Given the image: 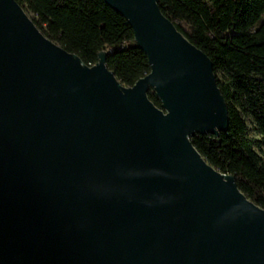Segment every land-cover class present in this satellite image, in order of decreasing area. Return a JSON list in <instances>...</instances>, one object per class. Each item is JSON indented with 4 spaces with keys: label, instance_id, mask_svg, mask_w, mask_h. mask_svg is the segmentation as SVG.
<instances>
[{
    "label": "water",
    "instance_id": "1",
    "mask_svg": "<svg viewBox=\"0 0 264 264\" xmlns=\"http://www.w3.org/2000/svg\"><path fill=\"white\" fill-rule=\"evenodd\" d=\"M104 1L147 56L132 86L0 0V264H264V208L190 141L228 127L210 58L158 0Z\"/></svg>",
    "mask_w": 264,
    "mask_h": 264
},
{
    "label": "trees",
    "instance_id": "2",
    "mask_svg": "<svg viewBox=\"0 0 264 264\" xmlns=\"http://www.w3.org/2000/svg\"><path fill=\"white\" fill-rule=\"evenodd\" d=\"M39 30L84 64L106 52L124 86L149 72L147 56L126 20L104 0H16ZM161 12L211 60L228 127L190 141L238 189L264 208V0H158ZM148 98L161 107L154 92Z\"/></svg>",
    "mask_w": 264,
    "mask_h": 264
},
{
    "label": "rangeland",
    "instance_id": "3",
    "mask_svg": "<svg viewBox=\"0 0 264 264\" xmlns=\"http://www.w3.org/2000/svg\"><path fill=\"white\" fill-rule=\"evenodd\" d=\"M25 12H26V11H25ZM26 14H27L29 17H31V14H30V13L26 12ZM261 154L264 156V148H262Z\"/></svg>",
    "mask_w": 264,
    "mask_h": 264
}]
</instances>
